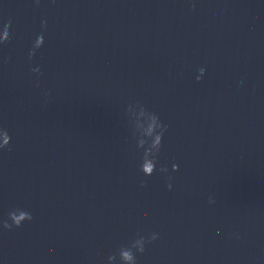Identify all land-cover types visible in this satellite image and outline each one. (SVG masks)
<instances>
[{
  "label": "clouds",
  "instance_id": "1",
  "mask_svg": "<svg viewBox=\"0 0 264 264\" xmlns=\"http://www.w3.org/2000/svg\"><path fill=\"white\" fill-rule=\"evenodd\" d=\"M40 0H36L39 7ZM194 7V6H193ZM47 21H42V28L46 29ZM12 20L9 18L5 23L0 25V44H7L12 38ZM44 45V32L38 33L32 41L28 56L29 60L36 56L39 49ZM31 71L39 72V68H32ZM205 72L204 68L198 69L196 80L200 81ZM48 93H45L47 96ZM127 123L133 139L136 142L137 150H140L139 170L145 176H152L159 172L167 176V188L172 189V177L166 166H160L159 154L163 146L164 134L167 131V125L164 124L157 113L150 111L140 103L129 104L126 109ZM12 137L6 128H0V150L10 146ZM179 165L173 164L172 171H178ZM141 187H146V181H140ZM209 204H214L215 200L209 197ZM33 219L32 213L25 208L16 207L7 213V219L0 221V227L5 230L20 228L26 221ZM159 239V233L152 232L148 235L137 234L125 244H121L107 256L106 264H137V254H143L146 245L151 244Z\"/></svg>",
  "mask_w": 264,
  "mask_h": 264
}]
</instances>
